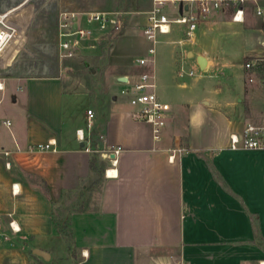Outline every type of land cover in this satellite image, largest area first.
Instances as JSON below:
<instances>
[{"label": "crops", "instance_id": "0c3cea01", "mask_svg": "<svg viewBox=\"0 0 264 264\" xmlns=\"http://www.w3.org/2000/svg\"><path fill=\"white\" fill-rule=\"evenodd\" d=\"M259 5L262 13L257 15L249 3L242 22L232 21V7L213 11L184 42H179L185 29L181 24L158 35L162 46L159 65H154L155 57L152 64L155 87L163 80L161 85L173 96L156 93L170 109L162 137L154 141L150 125L131 116L128 95L120 93L127 85L111 81L105 92L92 96L95 105L86 110L94 112L93 125L87 128L86 111L79 104L84 82L73 69L78 54L97 49L91 41L82 42L75 57L61 58L58 35L60 13H75L83 26L88 13L121 12L122 31L128 27L114 52L138 55L132 66L109 70L125 72L133 82L140 71L135 60L148 46L141 28L151 0H0V12L7 13L19 32L4 53L8 58L0 91V264H28L29 251L51 255L50 243L64 241L55 210L72 206L93 188L96 158L102 164L97 205L66 215L69 242L80 252L77 264H256L263 258L264 149H231L229 135L238 131L204 107H184V99L173 90L185 86L172 79L180 47L187 55L185 69L199 68L197 57L202 56L210 74L228 68L229 93L239 101V96L250 101L258 96L264 89V65L253 72L251 83L243 63L264 58V0ZM136 23L138 35L133 33ZM174 25H181L175 30L179 36H171ZM94 32L93 40L105 36ZM235 46L243 55L237 66L231 59ZM239 72L246 83L233 77ZM184 94L182 98L189 97ZM214 120L226 126L225 133L216 131ZM78 129L84 141L77 139ZM49 140L55 151L29 149ZM113 146L121 151L117 175L109 177L105 172L112 156L104 151ZM10 220L18 231L11 230Z\"/></svg>", "mask_w": 264, "mask_h": 264}, {"label": "built area", "instance_id": "2783aa9c", "mask_svg": "<svg viewBox=\"0 0 264 264\" xmlns=\"http://www.w3.org/2000/svg\"><path fill=\"white\" fill-rule=\"evenodd\" d=\"M262 0H151V7L145 15L142 25V35L148 42L145 54L136 58L135 62L140 71L135 81L126 80V87L120 93L128 95L129 104L133 107L131 116L134 120L147 123L151 127L152 138L158 141L167 125L169 104L158 99L155 92V81L153 74V60L158 44V35L169 33L172 24L184 25L185 29L182 38L191 39L200 21L205 19L213 11L223 10L232 7V21L242 22L244 20V9L249 3L256 7V14L262 13L259 3ZM186 6V8H184ZM85 25L77 24L75 13H60L58 23V35L61 58H71L75 55L80 43L94 37L95 30L101 35L119 34L123 28V16L121 12L105 13L91 12L84 17ZM19 36V32L8 21L6 12H0V91L4 89L3 75H5L8 56L5 55L7 47ZM264 65V58H251L243 63L244 70L248 73V82H254L253 72ZM191 74V73H190ZM264 87V81L261 80ZM87 128L92 127L94 112L91 108L86 110ZM9 123V122H7ZM77 139L84 141L83 130L76 131ZM102 137V136H100ZM54 142L51 140L46 143L30 146V150L55 151ZM229 146L231 149H264V119L259 123H246L239 132L229 135ZM86 151L90 149L85 148ZM121 148L119 146L105 149L104 154L110 158L111 168L106 170L109 177L116 176L117 164L116 157ZM114 171V173H113ZM9 226L12 231H18V226L14 220H10ZM1 236V233H0ZM182 264H190L184 261ZM256 264H264V257L257 260Z\"/></svg>", "mask_w": 264, "mask_h": 264}, {"label": "rangeland", "instance_id": "374dc122", "mask_svg": "<svg viewBox=\"0 0 264 264\" xmlns=\"http://www.w3.org/2000/svg\"><path fill=\"white\" fill-rule=\"evenodd\" d=\"M140 24V23H139ZM136 23L135 25V35L140 34V25ZM128 24L124 26V29L119 34H107L101 39H91L89 42L86 40L84 43H90L93 47H95L96 52L87 53L84 52V55L79 56V54L75 58L76 69H73V74H77L84 82V94L82 98L79 100L80 108L86 111L88 106L95 105L92 96L95 94H100L105 92L107 82L113 83H121L126 84V80H117V77H125V72H110L111 67L113 66H132L133 59L138 55L137 51H130L125 53H119L118 55L114 52V48L116 45L117 38L126 32ZM181 28V25H174V33L171 36H175L176 31ZM176 30V31H175ZM176 36H179V33H176ZM160 37L158 38V44L156 46L157 53L155 52V63L154 65H159V50L161 49V41ZM189 39H184L187 41ZM86 45V44H85ZM84 45V46H85ZM90 46V45H89ZM180 46V44H179ZM178 46V47H179ZM233 54L231 55L232 63H235L236 66L239 65V62L243 60L242 52L239 51L238 47H234ZM177 56L175 63L172 62L173 65V73L172 79L175 81L174 83H179L185 88L173 90L175 95L179 96L178 98L184 99V107L195 105L201 109L203 107L206 111L210 110L212 113H216L217 117L222 119L224 122H228L231 124L232 129L234 131H240V129L248 122L251 123H259L262 119H264V89L261 87L259 90V95L254 96L253 100L250 101L248 97L239 96V99L233 93H229V85L231 82L228 80L226 75V71L228 68L224 69L223 67H218L217 71H214L213 74L207 72L205 67L196 68L191 65H187L186 69L183 63V59H186L187 55L183 52L180 47L177 49ZM141 55V53H139ZM75 57V56H74ZM190 57V55H189ZM161 63H164V60L161 58ZM176 64V67H175ZM165 66V65H164ZM110 69V70H109ZM191 73V74H190ZM2 73H0L1 75ZM169 75V74H168ZM236 80H242L244 83L245 78L240 75V72L233 76ZM241 82V83H242ZM162 81L157 82V87L155 89L157 94H165L172 95V90L169 92L165 89L161 84ZM246 83V82H245ZM214 90H217V94H214ZM195 92L198 94L201 93V97H197ZM187 93L189 97H194L197 99L196 101L191 102L188 100V96H184L182 98V94L186 95ZM119 94V90L117 91ZM203 96V97H202ZM199 100H205L202 102H198ZM255 100H257L255 102ZM210 101V103H209ZM263 109V110H262ZM221 121V120H220ZM184 123H186V119H184ZM212 126L216 128V131L221 134L226 132V126L222 123L212 121ZM215 123V124H214ZM229 130V129H228ZM96 169L94 171V180L91 182V186L93 187L89 191H86L84 195L81 197H77L73 201L72 206H63L59 207L55 210L54 219L56 221V226L60 229V235L64 238V241L50 243V252L51 255L48 259H44L42 256L36 254L33 251L28 252L29 263L28 264H77L79 261L80 252L77 251V248L72 245L70 240V233L66 228V215L68 212L72 210H81L86 209L87 207L93 208L97 205L98 194L100 191V187L102 186V179L100 177L101 167L100 159L96 158ZM93 185V186H92ZM67 244V246H65ZM264 248V243H263Z\"/></svg>", "mask_w": 264, "mask_h": 264}, {"label": "water", "instance_id": "95a60500", "mask_svg": "<svg viewBox=\"0 0 264 264\" xmlns=\"http://www.w3.org/2000/svg\"><path fill=\"white\" fill-rule=\"evenodd\" d=\"M184 8H186V6ZM197 63L199 64L200 67H204L206 64V60L204 57L199 56V57H197ZM119 80H126V78L120 77ZM35 253L42 256L44 259H48L50 256L49 253H47L45 251H41V250H36Z\"/></svg>", "mask_w": 264, "mask_h": 264}, {"label": "trees", "instance_id": "16d2710c", "mask_svg": "<svg viewBox=\"0 0 264 264\" xmlns=\"http://www.w3.org/2000/svg\"><path fill=\"white\" fill-rule=\"evenodd\" d=\"M263 32H264V27H263ZM94 160L92 159L90 161V168H94ZM214 175L216 176L217 180L220 182V184L224 187V189H226V191L230 192L228 187L226 186V183L224 182V180L221 178V176L214 170ZM42 189L44 190L45 193H47L46 187H42Z\"/></svg>", "mask_w": 264, "mask_h": 264}]
</instances>
